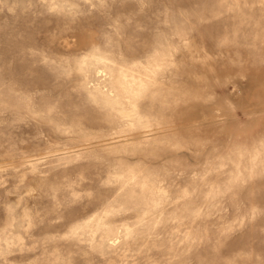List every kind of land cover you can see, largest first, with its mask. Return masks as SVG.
<instances>
[{"label":"rangeland","instance_id":"rangeland-1","mask_svg":"<svg viewBox=\"0 0 264 264\" xmlns=\"http://www.w3.org/2000/svg\"><path fill=\"white\" fill-rule=\"evenodd\" d=\"M0 264H264V0H0Z\"/></svg>","mask_w":264,"mask_h":264},{"label":"bare ground","instance_id":"bare-ground-1","mask_svg":"<svg viewBox=\"0 0 264 264\" xmlns=\"http://www.w3.org/2000/svg\"><path fill=\"white\" fill-rule=\"evenodd\" d=\"M123 114V113H122Z\"/></svg>","mask_w":264,"mask_h":264}]
</instances>
